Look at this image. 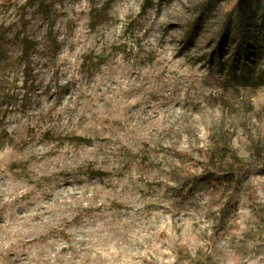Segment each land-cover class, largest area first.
I'll return each instance as SVG.
<instances>
[{"label":"rangeland","instance_id":"374dc122","mask_svg":"<svg viewBox=\"0 0 264 264\" xmlns=\"http://www.w3.org/2000/svg\"><path fill=\"white\" fill-rule=\"evenodd\" d=\"M235 5L0 0V264H264V0Z\"/></svg>","mask_w":264,"mask_h":264},{"label":"trees","instance_id":"16d2710c","mask_svg":"<svg viewBox=\"0 0 264 264\" xmlns=\"http://www.w3.org/2000/svg\"><path fill=\"white\" fill-rule=\"evenodd\" d=\"M251 5H252V0H236V5H235L236 22L238 23V31L239 32L241 31V29L246 27L245 23L250 19V12L252 10ZM29 42L30 41L26 38L21 39L22 52H23L24 56L26 55L27 49L30 46ZM232 164H233L232 166L237 167L239 165V161H237V160L233 161ZM235 170L230 169V171H228V173H226V171H225L224 174H230V175H225V177H227V179L230 177L231 178L230 180H233L235 178L233 175V172L235 173ZM209 178H210V181L212 183L220 182L218 167L214 168L213 171H211ZM201 180H204V173L201 177Z\"/></svg>","mask_w":264,"mask_h":264}]
</instances>
